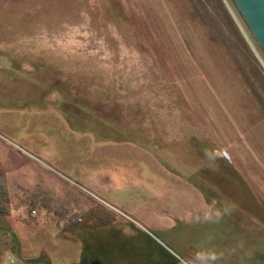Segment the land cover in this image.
Returning <instances> with one entry per match:
<instances>
[{
    "label": "rangeland",
    "instance_id": "rangeland-1",
    "mask_svg": "<svg viewBox=\"0 0 264 264\" xmlns=\"http://www.w3.org/2000/svg\"><path fill=\"white\" fill-rule=\"evenodd\" d=\"M0 264H264V65L224 0H0Z\"/></svg>",
    "mask_w": 264,
    "mask_h": 264
},
{
    "label": "water",
    "instance_id": "water-1",
    "mask_svg": "<svg viewBox=\"0 0 264 264\" xmlns=\"http://www.w3.org/2000/svg\"><path fill=\"white\" fill-rule=\"evenodd\" d=\"M264 65V0H224Z\"/></svg>",
    "mask_w": 264,
    "mask_h": 264
}]
</instances>
